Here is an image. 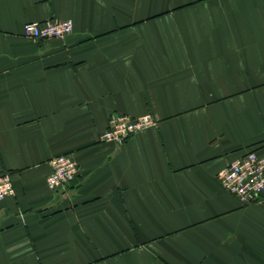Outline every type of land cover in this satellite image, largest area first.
Masks as SVG:
<instances>
[{"label":"crops","instance_id":"1","mask_svg":"<svg viewBox=\"0 0 264 264\" xmlns=\"http://www.w3.org/2000/svg\"><path fill=\"white\" fill-rule=\"evenodd\" d=\"M54 19L72 32L23 35ZM248 151L264 154V0H0V264H264V197L217 180ZM59 155L77 173L50 190Z\"/></svg>","mask_w":264,"mask_h":264},{"label":"built area","instance_id":"2","mask_svg":"<svg viewBox=\"0 0 264 264\" xmlns=\"http://www.w3.org/2000/svg\"><path fill=\"white\" fill-rule=\"evenodd\" d=\"M72 21L48 20L31 22L23 26V35L32 41L63 39L72 31ZM153 118L149 114L140 117L127 115H111L108 127L101 134L100 140L121 144L133 135L153 125ZM50 174L46 179L50 190L67 188L77 173V164L68 155H59L49 161ZM220 185L240 205H249L258 202L264 197V154L248 151L229 163L217 174ZM11 175H0V202L13 195Z\"/></svg>","mask_w":264,"mask_h":264},{"label":"rangeland","instance_id":"3","mask_svg":"<svg viewBox=\"0 0 264 264\" xmlns=\"http://www.w3.org/2000/svg\"><path fill=\"white\" fill-rule=\"evenodd\" d=\"M72 25H73V24H72ZM72 29H73V28H72ZM71 32H72V31H71ZM154 124H155V122H153V125H154ZM153 125H152V126H153ZM150 127H151V126H150ZM148 128H149V127H148ZM146 129H147V128H146ZM143 131H144V130H143ZM141 132H142V131H141ZM139 133H140V132H139ZM137 134H138V133H137ZM137 134H135V135H137ZM135 135H133L132 137H134ZM132 137H131V138H132Z\"/></svg>","mask_w":264,"mask_h":264}]
</instances>
